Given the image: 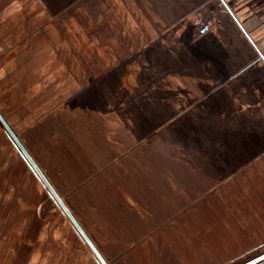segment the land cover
I'll list each match as a JSON object with an SVG mask.
<instances>
[{
  "label": "crops",
  "instance_id": "obj_1",
  "mask_svg": "<svg viewBox=\"0 0 264 264\" xmlns=\"http://www.w3.org/2000/svg\"><path fill=\"white\" fill-rule=\"evenodd\" d=\"M64 2L54 15L86 0ZM224 2L223 46L167 39L180 59L151 55L159 70L143 72L133 55L132 71L95 79L24 131L107 262L217 264L264 240V0Z\"/></svg>",
  "mask_w": 264,
  "mask_h": 264
},
{
  "label": "rangeland",
  "instance_id": "obj_2",
  "mask_svg": "<svg viewBox=\"0 0 264 264\" xmlns=\"http://www.w3.org/2000/svg\"><path fill=\"white\" fill-rule=\"evenodd\" d=\"M93 1L54 15L51 4L63 8L64 0H0V113L31 156L24 131L95 79L132 71L131 56L137 71H158L160 65L152 61L161 52L164 62L179 58L167 39L183 41L188 50L196 41L210 48L227 40L225 0H98L104 5L100 9ZM146 44L153 46L150 56L141 51ZM31 171L0 123V264H97ZM34 210L39 219H33ZM231 249L217 264L257 257L264 240L238 241ZM107 260L124 264L123 257ZM253 264H264V258Z\"/></svg>",
  "mask_w": 264,
  "mask_h": 264
},
{
  "label": "water",
  "instance_id": "obj_3",
  "mask_svg": "<svg viewBox=\"0 0 264 264\" xmlns=\"http://www.w3.org/2000/svg\"><path fill=\"white\" fill-rule=\"evenodd\" d=\"M0 123L3 125L4 129L6 130L7 134L9 137L12 139L14 142L16 148L20 152L24 160L27 162V164L32 168V170L35 172V174L38 176L40 181L43 183L47 190L49 191L50 195L54 198V200L57 202L59 207L62 209V211L65 213V215L68 217V219L71 221L72 225L75 227V229L78 231L80 236L83 238L85 243L89 246L91 251L93 252L94 256L97 258L100 264H108L104 257L100 254L98 249L95 247L93 242L91 241L90 238H88L87 234L79 224V222L76 220V218L73 216L69 208L66 206L64 203L63 199L60 197V195L55 191L51 183L48 181L42 170L39 168V166L36 164L32 156L29 154L27 149L24 147V145L21 143V141L18 139V137L15 135L11 127H9V124L7 121L4 119V117L0 113ZM264 258V252L257 257L243 263V264H253L261 259Z\"/></svg>",
  "mask_w": 264,
  "mask_h": 264
},
{
  "label": "trees",
  "instance_id": "obj_4",
  "mask_svg": "<svg viewBox=\"0 0 264 264\" xmlns=\"http://www.w3.org/2000/svg\"><path fill=\"white\" fill-rule=\"evenodd\" d=\"M2 125V124H1ZM3 126V125H2ZM5 132H6V130H5ZM6 134H7V132H6ZM7 136L9 137V135L7 134ZM10 138V137H9ZM11 139V138H10ZM12 140V139H11ZM16 147V146H15ZM17 149V148H16ZM18 150V149H17ZM19 152V151H18ZM20 153V152H19ZM22 156V155H21ZM23 158V157H22ZM25 159V158H24ZM25 161V160H24ZM26 162V161H25ZM27 163V162H26ZM29 166V165H28ZM29 168L32 170V168L29 166ZM31 172H33L34 173V175L38 178V176L35 174V172L32 170ZM38 180L40 181V179L38 178ZM41 182V181H40ZM42 183V182H41ZM43 184V183H42ZM41 184V185H42ZM44 186V185H43ZM46 188V187H45ZM53 198V197H52ZM56 202V201H55ZM57 203V202H56ZM63 212V211H62ZM31 213H33V219H39V217H38V214L36 213V210H34L33 212H31ZM64 215H65V213H64ZM66 216V215H65ZM67 217V216H66ZM68 218V217H67ZM69 220V219H68ZM70 221V220H69ZM70 223H71V221H70ZM70 225H72V223L70 224ZM72 227L74 228V230L77 232L76 234L79 236V239H83L81 236H80V234L78 233V231L75 229V227L72 225ZM85 243V242H84ZM86 244V243H85ZM87 245V244H86ZM93 257H94V259H95V261L97 262V264H100L99 263V261L97 260V258L93 255Z\"/></svg>",
  "mask_w": 264,
  "mask_h": 264
}]
</instances>
